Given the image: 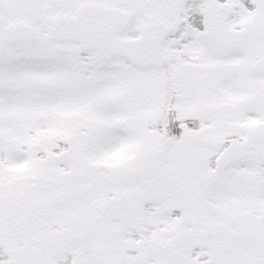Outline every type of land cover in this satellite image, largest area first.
I'll list each match as a JSON object with an SVG mask.
<instances>
[{
    "label": "snow or ice",
    "instance_id": "obj_1",
    "mask_svg": "<svg viewBox=\"0 0 264 264\" xmlns=\"http://www.w3.org/2000/svg\"><path fill=\"white\" fill-rule=\"evenodd\" d=\"M0 264H264V0H0Z\"/></svg>",
    "mask_w": 264,
    "mask_h": 264
}]
</instances>
